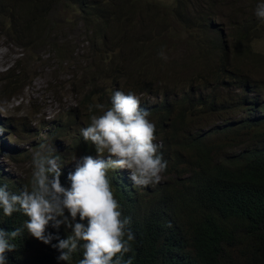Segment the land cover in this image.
<instances>
[{"label":"trees","instance_id":"16d2710c","mask_svg":"<svg viewBox=\"0 0 264 264\" xmlns=\"http://www.w3.org/2000/svg\"><path fill=\"white\" fill-rule=\"evenodd\" d=\"M169 3L0 0V34H7L22 47L21 59L30 66L42 60L36 54L47 49V42L62 65L75 60L77 66L76 48L55 44L54 32L60 29L61 20L50 13L58 5L80 11L89 26L86 54L95 67L97 84L81 99L86 112L77 111L70 118L77 121L84 115L90 119L99 114L95 108L89 113V107L97 103L110 107L107 101L115 88L147 98L148 107L143 109L155 124L154 143L167 168L159 183L146 187L135 186L121 169L109 171L122 217L130 218L127 228L134 234L131 251L121 264L129 259L131 264H264V49L257 44L264 37V20L252 8L264 0ZM225 17L230 23V39L222 23H217ZM167 36L174 40L172 46L185 48L179 60L171 62V71L155 66L166 63L160 48ZM78 70L85 72L84 67ZM14 71L19 73L0 74L1 104L32 83L33 71ZM99 77L112 82L102 84ZM169 85L173 92L166 91ZM152 95L161 98L151 103ZM2 122L3 131L13 134L14 128ZM73 124L52 130L51 141L71 137L73 154L98 157L94 146L81 140V128L75 130ZM36 129L28 130L36 136L31 143L35 150L19 155L22 171L0 166V185L6 184L12 192L29 184L33 155L46 142L39 133L35 135ZM56 154L62 161L61 184L70 188L68 176L76 167L68 168L69 157L57 150ZM26 219L18 212L6 217L0 209V229L7 232L22 227ZM71 231L65 225L55 228L52 222L47 228L59 239H66ZM11 243L16 248L5 252L6 264H69L58 259L60 250L26 229ZM57 243L53 239L52 244ZM82 258V251H77L70 264H78Z\"/></svg>","mask_w":264,"mask_h":264},{"label":"clouds","instance_id":"9594fccd","mask_svg":"<svg viewBox=\"0 0 264 264\" xmlns=\"http://www.w3.org/2000/svg\"><path fill=\"white\" fill-rule=\"evenodd\" d=\"M255 15L264 20V3L257 5ZM160 55L164 57L163 51ZM107 102H111L110 107L99 103L89 107V113L95 108L99 114H92L90 124L80 130L81 140L93 145L99 158L82 157L75 171L69 173L70 188L61 184V157L48 143H40L33 155V171L27 186L12 192L6 184L0 185L2 214L11 217L18 212L27 217L22 227L14 231L0 229V264H6L5 252L16 248L11 240L24 229L60 250L58 259L69 264L77 251L83 255L78 264H121L123 256L131 251L134 234L127 228L130 218L122 217L109 171L130 170V175L122 171L135 186L146 187L163 179L161 173L167 168V161L158 154V145L154 143L156 127L149 119L150 113L141 107L135 94L115 88ZM30 148V152L35 150L31 144ZM50 222L55 228L65 225L72 231L66 239H59L47 232ZM53 239H58V243L52 244ZM127 264H131L130 259Z\"/></svg>","mask_w":264,"mask_h":264},{"label":"rangeland","instance_id":"374dc122","mask_svg":"<svg viewBox=\"0 0 264 264\" xmlns=\"http://www.w3.org/2000/svg\"><path fill=\"white\" fill-rule=\"evenodd\" d=\"M166 5H169L174 0H159ZM242 1V0H241ZM160 4V3H159ZM162 10L164 6L160 4ZM257 6H252L256 8ZM245 8V7H243ZM80 11L67 10L63 5H58L50 13V17L60 21V29L54 33L57 39L55 44H63L65 46L76 48L75 57L79 56V67H84L85 72H78V65L73 60L68 65H62L59 60L55 59L53 46L47 42V49H39L36 57L40 56L42 60L36 63L29 64L26 59L22 58L23 49L18 44L14 43L7 34H0V74L8 71L11 74L19 73L14 71L15 68H22L23 74L32 72V83L28 85L23 91L16 94L10 99L0 103V120H3L5 126H12L14 128L13 134L5 132L3 137H0V165L12 172L22 171L24 164H21L22 157L20 154H26L31 151L30 144L35 137L28 134V130L33 126L36 129V134L40 133V137L46 140L45 143L52 144L58 152L67 155L70 159L68 168H74L77 163L81 161L82 157L71 152L74 146V139L71 137H60L57 141H51L50 132L56 127L64 124L70 125L74 122L73 128L87 127L90 124V119L85 118L84 115L79 116L76 120H72L71 115H76V112L83 111L81 99L86 96L92 88L97 84V80L93 77L92 59L88 60V28L82 21ZM217 23H222L221 28H224L228 39H230V23L226 17L224 20L218 19ZM184 33V32H183ZM185 37V33H184ZM174 40L172 37H164L162 43L164 46L160 48V53L163 51L164 57L160 55L167 63L174 62L180 58V52H184L185 48L182 46H172ZM260 48L264 49V37L257 40ZM44 44L40 45L43 46ZM188 45V44H187ZM191 49V45L187 46ZM86 54V55H85ZM84 56V57H83ZM21 59L19 62L18 60ZM188 61L193 64L191 58ZM16 64L18 66L16 67ZM160 67H169L170 63L155 65ZM102 84L105 81L110 84L112 79L99 77ZM166 87V86H165ZM175 89L173 85L166 87V91L173 92ZM140 99L141 107L146 105L147 98L142 94L136 95ZM150 96V95H149ZM161 96V95H160ZM161 97L152 95L150 97L151 103L158 102ZM1 127V125H0ZM80 129V130H81ZM79 136L82 137L81 131ZM11 149H15L13 151ZM9 156H16L18 158H10ZM99 158V157H95ZM27 167V165H26ZM130 175V170L122 169Z\"/></svg>","mask_w":264,"mask_h":264}]
</instances>
